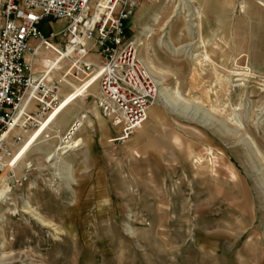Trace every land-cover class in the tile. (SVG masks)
<instances>
[{"label": "rangeland", "instance_id": "374dc122", "mask_svg": "<svg viewBox=\"0 0 264 264\" xmlns=\"http://www.w3.org/2000/svg\"><path fill=\"white\" fill-rule=\"evenodd\" d=\"M221 8L214 0H140L128 36L142 42L159 82L162 117L125 142L98 106L97 82L87 93L63 85L51 115L62 111L66 122L29 126L12 163L0 167V190L9 189L0 198V264H264V72L252 67L264 51L229 49L234 35L243 45L264 37V0ZM65 25L47 18L39 27L48 37ZM52 42L63 46L61 36ZM47 53L57 54L43 50L41 59ZM178 95L187 113L163 101Z\"/></svg>", "mask_w": 264, "mask_h": 264}, {"label": "built area", "instance_id": "2783aa9c", "mask_svg": "<svg viewBox=\"0 0 264 264\" xmlns=\"http://www.w3.org/2000/svg\"><path fill=\"white\" fill-rule=\"evenodd\" d=\"M146 1L154 4L161 0ZM139 6L140 0H0L2 169L8 161L12 163L11 140L5 133L16 123L17 114L25 129L38 127L59 106L63 85L73 88L66 79L72 81L82 73L96 77L98 106L103 116L120 128L118 140L125 142L145 123L148 110L160 100L161 89L139 56L140 42L128 36L129 22ZM47 18L66 25L45 37L39 26ZM58 36L63 40L59 53L65 54L70 64L59 75L38 68L43 47ZM25 99L35 110L28 104L21 110ZM69 139L70 135L64 141ZM23 140L24 136L17 134L13 141L20 144Z\"/></svg>", "mask_w": 264, "mask_h": 264}, {"label": "bare ground", "instance_id": "6f19581e", "mask_svg": "<svg viewBox=\"0 0 264 264\" xmlns=\"http://www.w3.org/2000/svg\"><path fill=\"white\" fill-rule=\"evenodd\" d=\"M214 1L222 7V8L220 9L222 13L225 12V6H228V4H232V6L234 5V0H214ZM191 3H193V2L191 1ZM201 13H202V10H201V9H199V8H197V7L192 8V13H191V14H197L198 16H201ZM192 28H193V26H192ZM190 30H191V29H190ZM165 39H167V40H165ZM161 40H162L163 44H165L166 46H170V47H172V46H171V42H170V40H169L167 34L163 35L162 38H161ZM54 44H56V43L49 42V46H48V47H46V46L43 47L42 51L44 50L45 52H49V51L53 50V51H57V54H56L55 56H52V58H51V57H48V58H42V59H41V65H42L41 68L44 69V70H50V72H53V73H55V74H58V73L60 74L59 71H61V70L63 69L64 64L66 63V60L64 59L65 54H64V55H60L59 52H61V49L59 48V45L56 44V45L58 46V48H59V50H57V49L54 48V46H53ZM141 44H142V42H141ZM42 51H41V52H42ZM46 56H49V55H45V57H46ZM139 56H140L141 60L143 61V63L146 65L147 69L149 70L148 65L145 63V61L142 59V57H141V55H140V49H139ZM149 71H150V70H149ZM150 73H151V72H150ZM244 73H245V71H244ZM84 74H85V73H82L81 76L84 75ZM236 75L241 76V75H243V74H242V72H236ZM244 75H246V74H244ZM81 76H80V77H81ZM80 77H78V78H80ZM62 91H63V89H62ZM63 95H64V91H63ZM63 99H64V96H63V98L61 99V102H60L59 106H56L53 110H51V111L48 113V115H47L43 120L40 121L39 126L36 127L37 129L41 128V126H43L44 124H46V122H47L49 116H50L54 111H57V110L61 107V105H62V103H63ZM65 99H66V98H65ZM177 99H178V100H173V99H171L170 97H166V99H163V101H164V103H166L167 106L174 107L177 111H180V112H182V113H187V111H188V109H189V108H188L189 106L186 105V104H187V101L184 100L180 95L177 96ZM159 101H161V99H160ZM184 103H186V104H184ZM27 104L29 105V108H30V109L33 108V103H32V102L28 103L27 100L25 99L24 103H23L22 106H21V110H24V108L26 107ZM192 115H193V117H195V115H194L193 113H192ZM236 115H237V114H235V116H236ZM53 116H55V117H54L53 119H51L50 122L53 123L54 125H57L58 123H62V121H64L65 119L68 118V114L63 115L62 111L55 113V115H53ZM84 116H85V115L81 116V118H82L83 120H85V117H84ZM89 120H90V119H87V123H88V124H89ZM65 122H66V121H65ZM204 123H206V122H204ZM23 124H24V123H23V121L20 119V117H19V113H18V114H17V117H16V123L14 124V126H13L9 131H7V132L5 133V137H9V138H12V136H13L14 134H22V135L24 136V140H23V142L20 143V144H16L14 141H11V142H10L11 147H12V149H13V156H14V154H15V151H16L19 147H21L22 145L25 144V142H26V136H25V135H26L30 130H33V129H25V128L23 127ZM78 125H79V122H76L75 125L72 127V130H70V131L68 132L67 137L70 135V139H69L68 141H64L65 138H67V137H64V138H63V141L66 143V145H67L68 143H70V141L72 140L73 135H75V131H76ZM36 128H34V129L37 130ZM58 132H60V131H58ZM10 140H11V139H10ZM8 163H9V161H8L4 166L7 167V166H8ZM6 167H3V169L6 168ZM8 190H9V189H8ZM8 190H7V186H5L4 188H2V190H0V198H7V195H8V192H9ZM97 195H98L99 197L104 198L105 200H108V199H107V194H106V192H105V189H104V186H103V185H99V189L97 190ZM101 204H102V203H101ZM26 206H27V205H26ZM25 212H26V213H30V214H31V215H32L37 221H39V222H40L41 224H43V225H47V224H49L48 222H46V221L41 217L40 214H38V213L32 211V210H31V206H28L27 211H25Z\"/></svg>", "mask_w": 264, "mask_h": 264}, {"label": "crops", "instance_id": "0c3cea01", "mask_svg": "<svg viewBox=\"0 0 264 264\" xmlns=\"http://www.w3.org/2000/svg\"><path fill=\"white\" fill-rule=\"evenodd\" d=\"M249 1L251 4L256 3V0H249ZM253 41L254 40H251V42L248 45H245V44L243 45L241 42V38L234 35L232 37V40H231L232 46H230L229 49H231V52L234 54L243 53V54H247L249 56H252L254 54H258V53L262 52L260 50V48L263 49V51H264V37L257 38L256 42H253ZM217 49H219V52H220V49H223L225 51L227 48L220 47ZM57 50H59L58 46H57ZM262 53H264V52H262ZM47 54L49 55V57L52 58L50 53H47ZM199 55H200V53H199ZM252 67L254 70H256L258 72H264V62L262 64H259V65L254 63ZM77 80H78V83H75V82L71 83L73 88H80L83 92L87 93L89 90L94 88V85H95V82L97 79L94 75L84 74L80 78H78ZM66 81L69 82L68 79H66ZM96 115L99 117V119L101 118V116L98 115L97 113H96ZM54 117L55 116L52 117V115L49 116V118H52V119ZM161 117H162V114H160V112H158L155 105L150 107V109L148 110V118L146 120L148 123L145 126V129L149 123H153V122L157 121L158 119H160ZM102 122L103 121L100 120V123H102ZM62 123H65V121L64 122L62 121ZM91 124H92V120L90 119L89 125H91Z\"/></svg>", "mask_w": 264, "mask_h": 264}]
</instances>
